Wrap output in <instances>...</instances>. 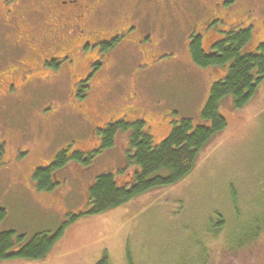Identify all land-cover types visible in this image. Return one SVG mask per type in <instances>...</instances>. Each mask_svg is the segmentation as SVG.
<instances>
[{
  "label": "rangeland",
  "instance_id": "obj_1",
  "mask_svg": "<svg viewBox=\"0 0 264 264\" xmlns=\"http://www.w3.org/2000/svg\"><path fill=\"white\" fill-rule=\"evenodd\" d=\"M165 33L160 55L148 63L124 57L123 67L115 73L126 80L117 106L128 104L143 111L157 137L166 132L167 120L199 119L211 75L190 61L184 30L170 28ZM107 90L101 91L104 99ZM43 92L28 102L0 103V231L22 235L16 245L37 232L55 231L83 205L86 183L121 166L128 149L127 132L119 130L114 144L99 152L92 166L77 161L74 166L70 159V165L57 171V183L41 188L32 173L34 159L45 158L64 140L87 135L91 126L83 113L66 109L58 121L46 125L34 110L43 107ZM57 94L63 98L62 90ZM220 112L225 127L203 145L183 178L153 187L120 206L77 217L42 259L12 257L0 259V264H95L103 255L109 264H222L226 236L240 233L236 220L259 212L261 208L251 202L264 199V79L240 108L225 96ZM42 134L48 141L44 148L38 145ZM218 212L235 228H218L214 236L208 225ZM244 253L234 259L240 264H264V232Z\"/></svg>",
  "mask_w": 264,
  "mask_h": 264
},
{
  "label": "flooded vegetation",
  "instance_id": "obj_2",
  "mask_svg": "<svg viewBox=\"0 0 264 264\" xmlns=\"http://www.w3.org/2000/svg\"><path fill=\"white\" fill-rule=\"evenodd\" d=\"M170 28L184 30L186 42L197 38L205 53L246 29L253 49L264 41V0H0V103L28 102L48 91L42 94L41 110L34 109L46 125L58 121L63 109L81 112L91 123L87 135L36 157L32 171L48 166L56 151L68 159L64 169L70 159L78 165L74 153L81 152L83 163L99 150V130L134 109L117 106L126 80L115 73L123 58L148 63L162 52L160 42ZM105 88L106 99L101 95ZM41 136L38 145L44 148L48 141Z\"/></svg>",
  "mask_w": 264,
  "mask_h": 264
},
{
  "label": "trees",
  "instance_id": "obj_3",
  "mask_svg": "<svg viewBox=\"0 0 264 264\" xmlns=\"http://www.w3.org/2000/svg\"><path fill=\"white\" fill-rule=\"evenodd\" d=\"M249 41V31L240 30L215 42L211 47L214 51L205 53L197 38L188 40L186 49L190 61L201 70L207 69L211 72L207 91L201 102L199 119L183 116L173 121L167 120L166 132L158 137L149 128L148 115H143L140 109L134 108L126 112L124 117L117 116L107 122L99 130L102 136L99 150L83 163L80 161L81 152L74 153L75 158L79 159V163L92 166L95 156L112 146L116 133L122 130L127 132L128 137V149L123 164L114 171L93 176L86 183L83 205L69 213L67 219L52 233L37 232L16 245L22 235L15 234L13 230L0 231V259H42L60 237L63 228L77 217L120 206L144 191L173 184L188 174L194 167L199 150L214 133L226 125L225 117L220 112L225 96H230L233 106L240 108L252 97L264 79V41L257 43L253 49L248 47ZM210 66H216V69L213 70ZM130 114L136 115L132 117ZM67 161L62 151H56L48 166L34 168L32 173L38 185L45 189L55 185L57 179L54 178V172L57 168L64 167ZM255 201L251 204L255 208H261L259 212L252 216L247 213L245 215L248 217L241 218L242 220H238L236 215V221L240 223V233L226 236V243L222 247V264H240L234 257L237 258L240 253L245 254L246 248L264 232V199ZM216 216V221L211 220L208 225L210 234L217 235L215 232L218 228H235L228 225L221 213H216ZM202 250L206 253L205 246H202ZM250 256L248 254V258ZM95 264H109L106 255Z\"/></svg>",
  "mask_w": 264,
  "mask_h": 264
}]
</instances>
